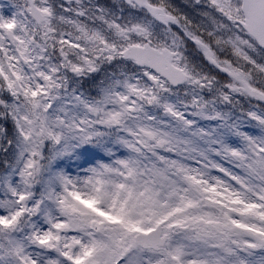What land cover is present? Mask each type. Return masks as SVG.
I'll use <instances>...</instances> for the list:
<instances>
[{
	"label": "snow or ice",
	"instance_id": "1",
	"mask_svg": "<svg viewBox=\"0 0 264 264\" xmlns=\"http://www.w3.org/2000/svg\"><path fill=\"white\" fill-rule=\"evenodd\" d=\"M0 264H264V0H0Z\"/></svg>",
	"mask_w": 264,
	"mask_h": 264
}]
</instances>
